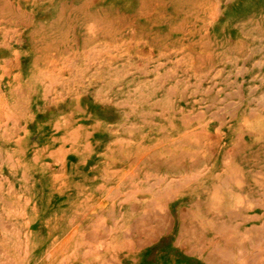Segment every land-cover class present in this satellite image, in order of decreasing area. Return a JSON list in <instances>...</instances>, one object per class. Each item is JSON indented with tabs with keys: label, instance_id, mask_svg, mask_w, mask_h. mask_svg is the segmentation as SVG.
<instances>
[{
	"label": "rangeland",
	"instance_id": "1",
	"mask_svg": "<svg viewBox=\"0 0 264 264\" xmlns=\"http://www.w3.org/2000/svg\"><path fill=\"white\" fill-rule=\"evenodd\" d=\"M66 1L69 3L75 2L83 4L87 0ZM216 1H219L218 3H220L221 13L219 16L211 18V16H209V12L211 10H208L206 11V15H202L201 18L194 19L192 17L194 13H190L192 11L190 9L191 7L184 6L183 4L171 5L169 8H167L168 5L159 6L151 4L147 10H143L142 5L138 0H95L92 4L93 6L88 10H90L92 13L91 15H93V23L95 24V22H97V25H93L95 28L89 29L87 23L81 18L77 19L76 16H72L69 12L63 11L61 4L65 2V0H52V2H49V0H10L11 4L15 8L17 7L28 12L32 23L49 19L51 16L53 17L55 13L62 11L66 17H73L71 21H69L70 28L67 29L69 31V38L65 40V43L60 44L57 48H51L47 51L31 44L29 34L32 31V27H25L22 24L16 23L15 21H4L3 19L0 20V53L5 52L4 54L7 56H4L3 58L6 60L7 57L13 58L14 67L16 68L14 73L6 72L5 69H2L4 67L0 68V95L4 98L6 97V99L10 100V102H18L17 108L20 111L17 112L19 114L16 121H8L4 126L0 122V180L3 182L2 193L5 194L4 196L12 197L14 200L21 202L20 212H18V214H14L10 218L3 214L5 209L2 205H0V218L8 227L14 226L20 229L25 227L24 229L30 232V241L33 242L31 243L30 250L32 251L30 257H34L33 260L31 259L30 264H34V261L35 264L39 263L42 261V259L47 258V256L55 250L56 246L65 240V238H67L68 235L76 228L85 235L98 234V236L104 237V232L102 231L101 227H109V225L112 226L113 222L111 221L109 223L108 220H104L101 223H95L94 220L96 218H94V216H96L101 210L107 211L111 205H116L115 208L117 213L124 211L125 207L121 204L123 200H125L124 198H127V192L129 190H133L135 184L139 182V180L137 181L136 178L139 179L138 175L141 176L142 172L140 169L137 171V168L133 163L128 165V163L116 161L118 154H120L121 151H119V147H114V143L118 138L126 137L130 138L132 141L136 140L139 142V134L135 132L142 130L143 136L147 137V139L144 140V142H147L145 146L152 147V142L150 140H157L158 135L156 134L157 131L155 128L151 127V124L160 122L157 118H151L150 122H148L150 125H146L145 121L142 122L143 120L136 118L129 108H120V110L117 111L116 105L114 104L116 99H113V96L114 94L121 92V90L123 92L132 93L133 87L129 85V81L132 79L146 78L150 81H156L157 88L159 87V89L157 90L154 100H158V98H160L164 92H170L171 89H176L173 92V96L174 105L178 110H181L185 115L197 114L199 112L203 113L204 115V118L199 122L194 121L191 128H198V124L206 123L208 121L210 123L208 125L210 127L209 130L211 133H214L215 129L219 125L211 120L212 116L214 115L213 113H215V111L224 112L223 109L234 102H237L238 104L239 102L241 103L243 101L241 107L244 109L242 111L264 112V35H262L264 34V0ZM56 7L60 9L58 10ZM44 10L47 12L46 15L43 14L45 12ZM225 13H230L231 15L229 14L228 16ZM232 13H234V16ZM107 16L111 17L112 20L119 19V21L113 25L112 30H110L111 28L109 29L108 34L106 33V28L102 27L100 24L101 18L104 17L105 19ZM235 16L238 17L236 18ZM231 17H234V19ZM252 17L255 19L253 22L254 25L258 24L262 26V33L258 34V32L253 34V38H249L248 35L240 36V39H242L244 42L246 41V46L241 53L238 54L223 49L215 50V52H213L212 63L209 64L207 69L204 71L202 70L195 72L188 65V57L185 54L192 51L196 52V48H194L196 46L189 47V45L198 41L197 35L199 33L204 30L207 33L209 32L208 34L213 37L212 39H216V43H226L228 40H230V33L234 35V31L236 30L235 28H240L243 23H247L248 19ZM227 19H229V21ZM186 20H188V27L186 26L183 31L173 32V34L171 33L173 27H177L180 22H185ZM121 21L126 22L127 26L125 28L120 26L118 29L119 23H122ZM217 31L218 33H216ZM91 32H93V34ZM110 38L112 39L113 44L116 46L115 51L118 50V52L120 51L121 54L115 53L111 57L109 54H103L99 62H93L90 58L91 52L101 48L100 45L104 47L106 43L110 42ZM186 47H189V49H186ZM180 57L183 59L181 60ZM177 59L180 60L176 61ZM70 60H72V65L69 66ZM107 64H110L113 69H125L126 72L123 73L120 80L107 84L106 80H102L100 76L104 75V72L107 70ZM54 68L61 69L62 79L59 82H56L53 87L50 88V91H45V89L36 80V77L38 74H40V72ZM212 69L213 71H211ZM261 70L263 72H261ZM140 71L147 72V76L144 77V74H139ZM155 71H159L163 77L157 78L155 76ZM97 74L100 76V78H95ZM29 81H31V83ZM16 90L19 91V97L13 95ZM34 92H36V94ZM230 95H232L234 98ZM46 96L48 97L46 98ZM95 97H98V101L95 100ZM106 98L108 100H106ZM249 102H251V104ZM142 107L143 106L139 105L138 109L143 110ZM153 115L154 114H152V116ZM179 116L177 118H179ZM239 117L235 120H232L233 122L231 121L228 125H224L222 127V132L228 136V138L225 137L223 140L224 146L228 143V140L231 136L230 129L238 127L237 129L242 131L241 128L244 127V121L241 119V117ZM177 118L174 119V122L176 123L177 128L180 129V121ZM25 131H27L29 135ZM89 131L91 133H89ZM129 131L132 132V136L128 135ZM73 132L78 133L79 139L74 145L68 141L70 134ZM51 134L56 136H52ZM174 134L177 133H173V135ZM245 136V138H248L250 142V136H248V134H245ZM253 142L254 140L251 139V145ZM58 150H64L65 157L62 162H57L55 159H53V154H55ZM135 151L133 154H135ZM213 153V149L208 152V154ZM192 156H196V160L199 161L200 170L205 169V167L208 165L204 161L205 156L195 149L192 151ZM34 158L36 160H33ZM40 165L44 168H41ZM109 167H111V169L118 170L120 172V176H122L124 173L128 175L129 173L133 172V180L136 183L133 184L132 181L128 182L126 185L128 188L123 190L119 196H107L106 192H104L106 187H112L116 185L115 181H111V183L106 182L108 178L104 176V172ZM23 171L24 175L22 173ZM87 171L88 173L86 174ZM69 172L72 175L69 174ZM70 180L71 182H69ZM13 184H15V186ZM84 185L85 187H83ZM73 187L76 188L74 189ZM227 194L228 196H226V200H228L229 203L233 205L231 210L232 212H244V214L250 219L252 217L263 218L262 215L264 214L261 208H255V205L253 204H251L250 208H246L243 205L242 207H237L235 206L237 201L236 197L230 198L229 193ZM23 198L28 199L29 205H22ZM138 199L145 200L149 203L153 202L152 198L146 199V197H143L142 195H138ZM181 201L182 200L180 198L176 197L171 203V209L175 219V224L172 231L174 236L177 233L178 226L176 210L180 208L179 205ZM92 205H94V207H92ZM95 207H98L99 209L97 208V210H95ZM15 211L18 210L15 208ZM21 212H24L23 215ZM262 220H264V218L251 221L247 224L248 226L246 225V227L251 228L253 226H260ZM71 221H73L72 224ZM64 222H66V224H64ZM83 225L85 228L87 225L88 228L85 229ZM120 225H122V223H120ZM132 226L134 228L135 224ZM62 228H66V230ZM120 229L121 241L124 230L121 227ZM168 239L169 237L160 238L152 246L141 249L139 264H159L161 260L167 262L169 261L168 254L170 253L175 257L177 264H204L198 257L189 254V250L187 249L182 251L181 249H176L172 245L168 248V250L165 249ZM118 250L120 251V249ZM159 251L163 252L164 254L158 255ZM249 253V259L253 262L255 259L259 258L264 260V250L260 247H250ZM120 254L121 252L116 254V258H118ZM113 255V253L108 254V258L110 257V259H112ZM262 263L264 264V262ZM125 264L131 263L125 262Z\"/></svg>",
	"mask_w": 264,
	"mask_h": 264
},
{
	"label": "bare ground",
	"instance_id": "2",
	"mask_svg": "<svg viewBox=\"0 0 264 264\" xmlns=\"http://www.w3.org/2000/svg\"><path fill=\"white\" fill-rule=\"evenodd\" d=\"M94 1L95 0H87L85 3L82 4V3H75V2L69 3L65 0V2H63L61 4V7H63L64 12L65 11L69 12L72 16H76L77 19L81 18L83 21H85L87 23L89 29H93V28H95L93 25H97V22H95V24L93 23V21H94V19L92 18L93 15H91L92 13L88 9L93 6L92 4ZM138 1L142 5L143 10H147L148 7L151 6V4L159 5V6L168 5L167 8H169L171 5H179V4H183L184 6H190L191 7L190 9L192 10L190 13H194L192 16L194 19H198V18H201L202 15L203 16L206 15V13H207L206 11H208V10L212 11V12L211 11L209 12V16H211V18L219 16L221 13L220 3H218L219 1L217 2L216 0H138ZM49 2H52V0H49ZM80 2H83V1H80ZM243 4H244V2H243ZM243 4H241V5H243ZM44 11L45 12L43 14L46 15L47 12H46V10H44ZM63 11L55 13V15L53 17L51 16V18H49V19H44L43 21H40V22L38 21V22L32 23L31 17L26 10H22L20 8H17V7L15 8L11 4L10 0H0V20H2V19L4 21H7L8 19H23L25 21L29 20L28 22L30 23V27H32L34 30L32 32V34L29 35L30 39H31L30 40L31 44L38 46L39 48L46 50V51L50 50L51 48H57L60 44L65 43V40L69 38L68 37L69 31L67 29L70 28V22L69 21H71V19L73 17H70V16L66 17L64 15ZM229 14H226V15L229 16ZM232 14L234 16V13H232ZM259 15H260V13H259ZM263 18H264V16H263ZM232 19H234V17ZM227 20L229 21V19H227ZM118 21H119V19L112 20L111 17L107 16L105 19H104V17L101 18L100 24L102 25V27L106 28V33L108 34L109 29L111 28L110 30H112L113 25L115 23H117ZM254 21H255V19L252 17V18L248 19L247 23H243L240 28L236 27L235 28L236 30L234 31L235 32L234 35L232 33H230V36H229L230 40H228L226 43H222V44L216 43V39H212L213 37L210 34H208L209 32L207 33L206 31L203 30L201 33H199L197 35L198 41L196 40L197 42H195L193 44L191 43L189 45V47L190 46H196V47H194V48H196V52L192 51L190 53H186V54L184 53L188 57V59H187L188 65L195 72H197V71L199 72L202 70L204 71L205 69H207V66L212 63L213 52H215V50L223 49V50L232 51V52H235L238 54L241 53L244 50V47L246 46L245 45L246 41L244 42L242 39H240V36L248 35L249 38H253L254 37L253 34L258 33V32H259L258 34L262 33V29H261L262 26H260L258 24L254 25V23H253ZM187 23H188V20H186L185 22L184 21L180 22L177 27L172 28L171 33L173 34V32L183 31L184 28H186ZM222 25H224V24H222ZM120 26L125 28L127 26V23L126 22L119 23L118 29L120 28ZM220 27H222V26H220ZM91 33L93 34V32H91ZM216 33H218V31ZM191 34H193V33H191ZM262 35H264V34H262ZM110 37H111V31H110ZM169 37H171V36H169ZM218 40H220V39H218ZM109 41L110 42L106 43V45L104 47H102L100 45V47L102 49L98 48V49L94 50V52H91L92 57L90 55L89 56L93 62H99L100 59L102 58L103 54H106V55L109 54L110 57L113 56L115 53L121 54L120 51L119 52H118V50L115 51L116 46L113 44V41L111 38ZM189 47H186V49H189ZM96 48H97V46H96ZM27 49H30V48H27ZM182 59L183 58H181V60ZM263 59H264V57H263ZM178 60H180V59H177L176 61H178ZM69 62H70L69 66L72 65V60H70ZM171 62H172V60H171ZM217 63H219V62H217ZM239 63H240V61H239ZM244 63H246V62H244ZM225 66H226V64H225ZM0 67H2V66H0ZM107 67L108 68L104 72V75H100L102 80H106L107 84H110L111 82H116V81L120 80L123 73L126 72L125 69H118V70L113 69L110 64H107ZM165 68H167V67H165ZM177 68H178V66H177ZM211 71H213V69ZM230 71H232V70H230ZM167 72H169V71H167ZM261 72H263V71L261 70ZM139 74H144L145 75L144 77H146L147 76L146 74H148V73L140 71ZM100 76L97 74L95 76V78H100ZM155 76L157 78L163 77V75L160 74L159 71H155ZM168 76H170V75H168ZM190 76H191V74H190ZM137 77H139V76H137ZM211 77H213V76H211ZM232 77H234V76H232ZM61 79H62L61 69H58V68L57 69L54 68L51 70L40 72V74H38V76L36 77V80L45 89V91H48V90L50 91V88H52L53 85L56 82H59ZM258 80H259V78H258ZM176 81H177V79H176ZM226 81H227V79H226ZM263 81H264V79H263ZM29 82L31 83V81H29ZM167 83H170V82H167ZM129 85L131 87H133L132 93L131 92H123L121 90V92H119L118 94H114V96H113V99L114 98L116 99V101H114V104L116 105L117 111H119L120 108H129L130 111L136 116V118L143 120L142 122L145 121L146 125H150V123H148V122H150L151 118H157L160 122L151 124V127L155 128V130L157 131L156 134L158 135L157 140H155V141L150 140L152 142V147L145 146V144L147 142H144V140L147 139V137L143 136L141 129H140L141 131L138 130L135 132V133L139 134V139H140L139 142H137L136 140L132 141L130 138L126 137V138H118L114 143V147H117V148L119 147L120 148L119 151H121V153L118 154L116 161L128 163V165H131L133 163V164H135L137 171L140 169L142 172L141 176L137 174L139 176V179L138 178H136V179H137V181L139 180V182L137 184H135V187L133 186L134 187L133 190H129L127 192V194H128L127 198H124L125 200L122 199L123 202L121 205L125 207L124 211L117 213L116 208H115L116 205H111L107 211L100 209L101 211L96 216H94V218H96L95 220L93 218L95 223H101L104 220H110L113 222L112 226H109V227L102 226L101 227L102 231L105 232V235L107 234V236H106L107 240L106 241H102L101 237L98 236V234H91L90 233L91 235H85L84 233H82L80 230H78L76 228L68 235L67 238H65V240H63L62 242H60L56 246L55 250L51 254H49L47 256V258L42 259V261H40L39 263H36V264H125V262H130L131 264H139L140 263L141 249H143L145 247L152 246L156 241H158V239L163 238V237H169L168 242L166 243L167 245H166L165 249L168 250V248L171 245L173 247H175L176 249H181L182 251H184V249H187V250H189V254L198 257L204 264H236V263H238V264H263L262 262H264V260H262L260 258L255 259L254 262L249 259V254H250L249 248L250 247H260L264 250V220H262L260 226H253L251 228H247L246 225L248 223H250L251 221L263 219L264 215H262L263 218L262 217L261 218L252 217L250 219L247 215L244 214V212L234 213L231 211L233 205H231V203H229V201L226 200V196H228L227 193H229L230 198L236 197L237 201H236L235 206H237V207H242V205H243L246 208H250L251 204H253V205H255V208H261V210L263 211V214H264V112L242 111L244 109L243 107H241L242 106L241 104L243 101L241 103L239 102L238 104H237V102L231 103L227 107H225V108L223 107L224 112L223 111H217V112L215 111V113H213L214 115L212 116L211 120L216 122V124H218L219 126L215 129L214 133H211L209 130L210 127L208 126L210 123L208 121L206 123H202V124L197 123L199 125L198 128H191L192 123L194 121L199 122L200 120H202L204 118V115L201 112H199L197 114L185 115V114H183V112L181 110H178L174 105V96H173V94H174L173 92L176 89H173V90L171 89L170 92H164L161 95V97L158 98V100H154L155 95L157 94V90L159 89V87L157 88V82L156 81H150L146 78L145 79H132L131 81H129ZM165 85H166V83H165ZM192 85H193V83H192ZM167 88H169V87H167ZM239 89H241V88H239ZM253 89H254V87H253ZM17 90H19V89H17ZM17 90H16V92H14V94L12 93L14 96H17L19 94V91H17ZM34 93L36 94V92H34ZM19 96L20 95H18V97ZM230 96H232V95H230ZM47 97L48 96H46V98ZM29 98H31V97H29ZM36 98H37V96H36ZM52 98H54V97H52ZM38 100H40V99H38ZM95 100L98 101V97H95ZM106 100H108V99L106 98ZM8 102L9 101L6 99V97L4 98L3 96L0 95V103L2 104L1 109H0V118L1 119L4 118L5 121H7V122L8 121H16V119L18 118V114L15 115V108L16 107H15V105L12 106ZM249 103L251 104V102H249ZM139 105L143 106L142 107L143 110L138 109ZM187 111H189V110H187ZM33 112H34V110H33ZM67 114H68V112H67ZM152 114H154V115L152 116ZM110 116H112V115H110ZM178 116H179V118H177ZM239 116L244 121L243 122L244 127L241 128L242 131L240 129H237L238 127L234 128V129L229 128L231 136L228 140V143L225 144V146H224L223 140L225 137L228 138V136L222 132V127L224 125H228L232 120L237 119ZM79 118H80V116H79ZM84 118H85V116H84ZM176 118L180 121V125H181L180 129L177 128L176 123L174 122V119H176ZM62 119H65V118H62ZM236 122H238V121H236ZM88 123H89V121H88ZM2 125L4 126V125H6V123H4ZM89 126H92V125H89ZM101 127H103V126H101ZM72 130H74V129H72ZM25 132H27V131H25ZM89 133H91V132L89 131ZM173 133H177V134L173 135ZM27 134H28V132H27ZM36 134H37V132H36ZM145 134H147V133H145ZM245 134H248V136H250V138L252 140H254L252 145L250 143L251 139L249 142L248 138H245L246 137ZM128 135L132 136L133 134L131 131H129ZM54 136H56V135H54ZM58 137H60V136H58ZM152 137H154V136H152ZM148 139H149V137H148ZM78 140H79L78 139V133L73 132L70 134L68 141L74 145ZM36 141H38V140H36ZM42 142H40V143H42ZM50 144H52V143H50ZM167 144H169V145H167ZM53 145H54V142H53ZM194 149L205 156L204 161L208 165L203 170H200L199 161L196 160V156H192V151ZM212 149L214 150V153L208 154V152H210ZM24 150H25V148H24ZM38 150H40V149H38ZM64 150H66V149H64ZM64 150H58L55 154H53V157H54L53 159H55L57 162H62L64 157H65L64 156L65 155ZM134 151H135V154H133ZM35 152H37V151H35ZM77 154H79V153H77ZM40 155H43V154H40ZM35 158L33 160L37 159V158L36 159ZM24 161H25V159H24ZM33 168H35V167H33ZM41 168H44V167L41 166ZM79 169H81V168H79ZM134 170H136V169H134ZM88 171L86 172V174L88 173ZM22 173L24 175V171ZM98 173H99V171H98ZM132 173L133 172L129 173L128 175H126L124 173L122 176H120V172L118 170L111 169V167L107 168L104 172V176L106 178H108L106 182L111 183V181L112 182L115 181L116 185L112 186V187H106V189L103 186V188L105 189L104 192H106V195L110 196V197L119 196L123 190H126L128 188L126 186L128 184V182L132 181L133 184L136 183L133 180V174ZM66 174H67V172H66ZM69 174H71V173L69 172ZM224 175H225V177H224ZM3 176H4V174H3ZM22 179H23V177H22ZM91 181H93V180H91ZM108 181H110V182H108ZM69 182H71V180ZM2 185H3V182L0 180V205H2L5 209V211H3V214L6 217L10 218L14 214H18V212H20L21 202L18 200H14L12 197L4 196L5 194L2 193ZM13 185L15 186V184H13ZM80 185H82V184H80ZM23 186H25V185H23ZM83 187H85V185ZM25 188H27V187H25ZM68 191H69V189H68ZM29 192H30V190H29ZM75 195H77V194H75ZM138 195H140V196L142 195L143 197H146V199L152 198L153 202L149 203L145 200H140V199H138ZM19 196H20V194H19ZM176 197L180 198L182 201L180 202V205H179L180 208L176 210L178 226H177V233L174 236L172 231H173V227L175 224V219H174L173 211L171 209V203H172V200H174ZM37 199H39V198H37ZM90 199H91V197H90ZM22 201H23L22 202L23 206L29 205L27 198H23ZM93 201H94V199H93ZM133 201H135V202H133ZM61 204H60V206H61ZM92 207H94V205H92ZM103 207H101V208H103ZM15 208L18 211H15ZM63 208H65V207H63ZM97 208L98 207H95V210H97ZM156 210H157V212H156ZM251 212H253V211H251ZM21 213L23 215L24 212H21ZM80 214H82V213H80ZM225 215H226V218H225ZM256 215H257V213H256ZM19 217H21V216H19ZM50 219H52V218H50ZM70 219H72V218H70ZM66 220H67V218H66ZM29 222H31V221H29ZM72 223H73V221H71V224ZM120 223H122V225H120ZM64 224H66V222H64ZM133 224H135L134 228L132 226ZM24 225H26V224H24ZM83 227L85 228L84 225H83ZM120 227L123 228V230H124V233L122 234L121 241H120V233H121ZM24 228L25 227H22L21 229L14 227V226L12 228L8 227L4 224V221H2V219L0 218V264H30L31 259L33 260L34 257H32V258L30 257L31 251H32V250H30L31 243H33V242L30 241V232H28ZM86 228H88L87 225H86ZM62 229L66 230V228H62ZM42 238H43V236H42ZM118 249H120V251ZM120 252H121V254L119 255L118 258H116V254H118ZM110 253L114 254L112 259H110V257L108 258V254H110ZM160 254H164V253L159 251L158 255H160ZM170 254H168L169 261L164 262L161 260L159 264H177L175 257L172 254L171 255ZM181 263H183V262H181ZM34 264H35V261H34Z\"/></svg>",
	"mask_w": 264,
	"mask_h": 264
},
{
	"label": "crops",
	"instance_id": "3",
	"mask_svg": "<svg viewBox=\"0 0 264 264\" xmlns=\"http://www.w3.org/2000/svg\"><path fill=\"white\" fill-rule=\"evenodd\" d=\"M7 21H15L16 23H19V24H22L23 26H25V27H30V23L28 22V21H25V20H23V19H8ZM34 30H33V28H32V31L30 32V34L29 35H31L32 34V32H33ZM5 56V54L4 53H0V59H1V63H0V66H2V67H4V68H2V67H0V68H2V69H5L6 70V72H11V73H14L15 72V70H16V68L14 67V63H13V59L10 57H8L7 58V60L6 59H4L3 57ZM19 95V94H18ZM18 95H17V97H18ZM8 100V99H7ZM9 102L8 103H10L12 106L13 105H15V115H17V114H19V113H17V112H20L19 111V109L17 108V104H18V102H16L15 103V101L14 102H10V100H8ZM1 106H2V104L0 103V109H1ZM0 122L2 123V124H4V123H7V121H5V119L3 118V119H1L0 118ZM109 221V223L111 222L110 220H108ZM110 226V225H109ZM12 228V227H11ZM106 236H107V234L105 235V232H104V237H101V239H102V241H106L107 239H106Z\"/></svg>",
	"mask_w": 264,
	"mask_h": 264
}]
</instances>
